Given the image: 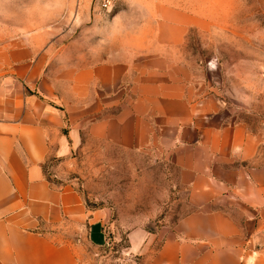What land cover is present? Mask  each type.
I'll use <instances>...</instances> for the list:
<instances>
[{"label": "rangeland", "instance_id": "374dc122", "mask_svg": "<svg viewBox=\"0 0 264 264\" xmlns=\"http://www.w3.org/2000/svg\"><path fill=\"white\" fill-rule=\"evenodd\" d=\"M160 54L183 63L189 94L215 102L226 123L244 126L264 160V0H118L110 12L95 0H0V80L32 63L36 85L51 81L66 116L82 115L80 147L51 157L47 176L73 184L89 208L108 212L104 244L83 242L85 264H144L193 208L161 135L139 149L90 135L92 122L131 98L130 83L98 86L97 96L75 83L108 59L130 58L136 75L147 56ZM163 129L154 124L153 131ZM247 244L264 264V228Z\"/></svg>", "mask_w": 264, "mask_h": 264}, {"label": "crops", "instance_id": "0c3cea01", "mask_svg": "<svg viewBox=\"0 0 264 264\" xmlns=\"http://www.w3.org/2000/svg\"><path fill=\"white\" fill-rule=\"evenodd\" d=\"M143 63L130 75V58L108 59L85 69L75 83L90 96H97L98 86L130 83L131 98L114 115L92 122L90 135L125 149L161 135L193 206L144 264H260L247 247L264 228L257 139L241 124L226 123L212 100L189 94L183 63L166 54ZM15 72L0 80V264H85L83 242L104 244L108 212L89 208L73 184L47 176L51 157L80 147L82 115L66 116L51 81L36 85L34 64ZM154 124L163 131H153Z\"/></svg>", "mask_w": 264, "mask_h": 264}, {"label": "built area", "instance_id": "2783aa9c", "mask_svg": "<svg viewBox=\"0 0 264 264\" xmlns=\"http://www.w3.org/2000/svg\"><path fill=\"white\" fill-rule=\"evenodd\" d=\"M117 2L118 0H95V6L99 11L110 12Z\"/></svg>", "mask_w": 264, "mask_h": 264}]
</instances>
